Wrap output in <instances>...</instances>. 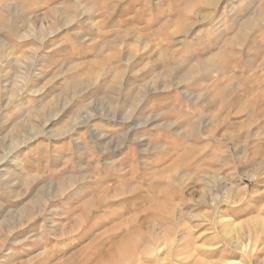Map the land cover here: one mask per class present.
I'll return each mask as SVG.
<instances>
[{"label": "rangeland", "instance_id": "1", "mask_svg": "<svg viewBox=\"0 0 264 264\" xmlns=\"http://www.w3.org/2000/svg\"><path fill=\"white\" fill-rule=\"evenodd\" d=\"M206 3L0 0V264H264V0Z\"/></svg>", "mask_w": 264, "mask_h": 264}, {"label": "bare ground", "instance_id": "2", "mask_svg": "<svg viewBox=\"0 0 264 264\" xmlns=\"http://www.w3.org/2000/svg\"><path fill=\"white\" fill-rule=\"evenodd\" d=\"M206 1V0H205ZM210 1V3H208V4H210V5H214L215 3H217V0H209ZM203 2V1H202ZM208 2V1H207ZM223 2V1H222ZM203 4V3H202ZM205 4V3H204ZM207 4V3H206ZM207 4V5H208ZM221 4V3H220ZM227 4V3H226ZM212 7V6H211ZM207 8V7H206ZM213 8V7H212ZM86 12V11H85ZM84 12V13H85ZM264 12V11H263ZM262 12V13H263ZM83 13V12H82ZM196 13V12H195ZM194 13V14H195ZM87 14V13H86ZM205 15V14H204ZM75 16V15H74ZM257 16V15H256ZM66 17V16H65ZM76 17V16H75ZM199 18H201V17H199ZM258 18H259V16H258ZM203 20V19H202ZM206 19H204V21H205ZM203 21V22H204ZM249 21V20H248ZM69 22V21H68ZM202 22V23H203ZM263 22H264V20H263ZM194 23H195V21H194ZM199 23V22H198ZM188 24H190V23H188ZM191 24H192V22H191ZM262 24H264V23H262ZM193 26V25H192ZM256 26V25H255ZM258 26V25H257ZM256 26V27H257ZM177 28V27H176ZM249 28V27H248ZM252 28V27H251ZM254 28V27H253ZM259 28V27H258ZM180 29V28H179ZM250 29V28H249ZM256 30V29H255ZM40 31V30H39ZM59 31V30H58ZM190 31V30H189ZM243 31H245V30H243ZM42 32V31H41ZM179 32V31H178ZM51 33V32H50ZM172 33V32H171ZM182 33H183V31H182ZM248 33V32H247ZM254 33V32H253ZM176 34V33H175ZM180 35V34H179ZM244 35V34H243ZM126 36V35H125ZM131 36V35H130ZM166 36V35H165ZM173 36H174V34H173ZM253 36V35H252ZM251 37V36H250ZM49 38V37H48ZM125 38V37H124ZM136 38V37H135ZM249 38V37H248ZM122 39H123V36H122ZM133 39H134V37H133ZM230 39V38H229ZM245 39V38H244ZM228 40V39H227ZM231 40V39H230ZM138 41H139V38H138ZM140 41H141V38H140ZM178 41H180V40H178ZM237 41V40H236ZM236 41H234V42H236ZM84 42V41H83ZM178 43V45H179V42H177ZM185 43V42H184ZM237 43V42H236ZM39 44V43H38ZM82 44V43H81ZM145 44V43H144ZM231 44H232V41H231ZM230 44V45H231ZM146 45V44H145ZM177 45V44H176ZM240 46H241V43H240ZM40 49V48H39ZM43 49V48H42ZM142 49H144V48H142ZM110 50V49H109ZM135 50V49H134ZM133 51V50H132ZM38 52V51H37ZM128 52H129V50H128ZM138 53V52H137ZM4 54H5V52H4ZM48 54V53H47ZM106 54V53H105ZM118 54V53H117ZM129 55V54H128ZM231 55V54H230ZM36 56V55H35ZM232 56H234V55H232ZM102 57V56H101ZM117 57V56H116ZM119 58V57H118ZM110 59V58H109ZM121 59V58H120ZM157 59V58H156ZM2 60V59H1ZM32 60V59H31ZM131 60V59H130ZM18 61V60H17ZM108 61V60H107ZM128 61V60H127ZM218 61V60H217ZM1 62V61H0ZM156 62V61H155ZM198 62V61H197ZM159 63V62H158ZM27 65V64H26ZM105 65V64H104ZM104 65H103V67H104ZM205 65V64H204ZM201 66H203V65H201ZM207 66V65H206ZM215 66V65H214ZM231 66V65H230ZM151 67V66H150ZM200 67V66H199ZM216 67V66H215ZM228 67V66H227ZM203 68V67H202ZM209 68V67H208ZM101 69V68H100ZM39 70V69H38ZM208 70V69H207ZM98 71H99V69H98ZM102 71V70H101ZM104 71V70H103ZM203 71H204V69H203ZM208 71H210V70H208ZM106 72V71H105ZM145 72V71H144ZM217 72H218V69H217ZM258 72V71H257ZM125 73V72H124ZM142 73V72H141ZM193 73V72H192ZM259 73V72H258ZM64 74V73H63ZM98 74H100V72L98 73ZM104 74V73H103ZM197 74V73H196ZM202 74H203V72H202ZM62 75V74H61ZM97 75V74H96ZM127 75V74H126ZM194 75V74H193ZM193 75H192V77H193ZM233 75V74H232ZM26 76V75H25ZM123 76V75H122ZM57 77V76H56ZM90 77V76H89ZM98 77V76H97ZM76 78V77H75ZM157 78H159V77H157ZM226 78V77H225ZM224 78V79H225ZM84 79H86V78H84ZM161 79V78H160ZM170 79V78H169ZM194 79V78H193ZM219 79V78H218ZM182 80V79H181ZM221 80V79H220ZM99 81V80H98ZM123 81V80H122ZM90 82V81H89ZM147 82V81H146ZM149 82V81H148ZM77 83V82H76ZM99 84V83H98ZM121 84V83H120ZM157 84V83H156ZM166 84V83H165ZM173 84V83H172ZM176 84H178V83H176ZM179 84H182V83H179ZM112 85V84H111ZM143 85V84H142ZM151 85V84H150ZM149 85V86H150ZM153 85V84H152ZM151 85V86H152ZM258 85V84H257ZM148 86V85H147ZM155 86V85H154ZM241 86H243V85H241ZM88 87H90V86H88ZM108 87V86H107ZM116 87V86H115ZM166 87V86H165ZM177 87V86H176ZM216 87V86H215ZM237 87V86H236ZM239 87V86H238ZM252 87V86H251ZM79 88V87H78ZM87 88V87H86ZM93 88V87H92ZM91 88V89H92ZM151 88V87H150ZM163 88V87H162ZM228 88V87H227ZM255 88V87H254ZM88 89V88H87ZM169 89V88H168ZM225 89V88H224ZM241 89H242V87H241ZM246 89H247V87H246ZM142 90V89H141ZM160 90V89H159ZM158 90V91H159ZM47 91V90H46ZM113 91V90H112ZM150 91V90H149ZM165 91V90H164ZM176 91H177V89H176ZM226 91V90H225ZM249 91V90H248ZM253 91V90H252ZM134 92V91H133ZM145 92V91H144ZM162 92V91H161ZM222 92H223V90H222ZM221 92V93H222ZM77 93V92H76ZM75 93V94H76ZM151 93V92H150ZM154 93V92H153ZM176 93V92H175ZM182 93V92H181ZM249 93H251V92H249ZM137 94V93H136ZM155 94V93H154ZM223 94V93H222ZM226 94V93H225ZM79 95V94H78ZM139 95V94H138ZM186 96V95H185ZM137 97V96H136ZM139 97V96H138ZM135 98V97H134ZM142 98V97H141ZM186 98V97H185ZM191 98V97H190ZM196 98V97H195ZM82 99V98H81ZM65 100V99H64ZM136 100V99H135ZM143 100V99H142ZM67 101V100H66ZM77 101V100H76ZM223 101V100H222ZM69 102V101H68ZM114 102V101H113ZM133 102V101H132ZM135 102V101H134ZM194 102V101H193ZM72 103H74V101L72 102ZM10 104V103H9ZM89 104V103H88ZM106 104V103H105ZM190 104H191V102H190ZM207 104V103H206ZM7 105V104H6ZM95 105V104H94ZM82 106H83V104H82ZM81 106V107H82ZM239 106V105H238ZM75 107V106H74ZM90 108V107H89ZM71 109V108H70ZM82 109V108H81ZM80 109V110H81ZM87 109V108H86ZM83 110V109H82ZM37 111V110H36ZM40 111H42V110H40ZM76 111V110H75ZM90 111V110H89ZM59 112V111H58ZM78 112V111H77ZM107 112H108V110H107ZM115 112V111H114ZM36 113V112H35ZM39 113V112H38ZM109 113V112H108ZM33 114V113H32ZM59 114V113H58ZM63 114V113H62ZM67 114V113H66ZM80 114V113H79ZM97 114V113H96ZM35 115V114H34ZM82 115V114H81ZM103 115H105V114H103ZM107 115V114H106ZM105 115V116H106ZM65 116V115H64ZM127 116V115H126ZM34 117V116H33ZM91 117V116H90ZM114 117V116H113ZM50 118V117H49ZM70 118V117H69ZM125 118V117H124ZM130 118V117H129ZM154 118V117H153ZM27 119V118H26ZM80 118L79 117H75L74 119L72 118V124L75 126V125H77L78 124V120H79ZM92 119V118H91ZM123 119V118H122ZM127 119V118H126ZM31 120V119H30ZM70 120V119H69ZM89 120V119H88ZM93 120V119H92ZM111 120V119H110ZM130 120V119H129ZM25 121V120H24ZM32 121V120H31ZM116 121V120H115ZM123 121V120H122ZM210 121V120H209ZM87 122V121H86ZM85 122V123H86ZM118 122H120V121H118ZM148 122V121H147ZM18 123V122H17ZM32 123V122H31ZM62 123V122H61ZM61 123H60V125H61ZM107 123V122H106ZM24 124V123H23ZM1 125V124H0ZM20 125V124H19ZM43 125V124H42ZM16 126V125H15ZM31 126V125H30ZM79 126V125H78ZM87 126V125H86ZM154 126V125H153ZM73 127V126H72ZM83 127V126H82ZM123 127V126H122ZM135 127V126H134ZM144 127V126H143ZM77 128H79V127H77ZM154 128V127H153ZM155 128H156V126H155ZM167 128H169V127H167ZM4 129V128H3ZM86 129V128H85ZM171 129V128H170ZM18 130V129H17ZM71 130H73L72 128H71ZM131 130V129H130ZM1 131V130H0ZM13 131V130H12ZM37 131V130H36ZM51 131H53V130H51ZM69 128H68V130H66V131H61V132H55V134H67V133H69ZM42 132H44L43 131V129H42ZM198 132V131H197ZM51 133V132H50ZM74 133V132H73ZM96 133V132H95ZM9 134V133H8ZM82 134V133H81ZM80 134V135H81ZM34 135V134H33ZM22 136V135H21ZM92 136V135H91ZM98 136V135H97ZM102 136V135H101ZM123 136V135H122ZM2 137V136H1ZM45 137V136H44ZM51 137V136H50ZM66 137H67V135H66ZM93 137V136H92ZM8 138H10V137H8ZM52 138V137H51ZM112 138V137H111ZM110 138V139H111ZM17 139H19V138H17ZM82 139V138H81ZM125 139V138H124ZM52 140V139H51ZM55 140V139H54ZM119 140V139H118ZM137 140V139H136ZM136 140H135V142H136ZM2 141V140H1ZM50 141V140H49ZM111 141V140H110ZM138 141V140H137ZM12 142V141H11ZM72 142V141H71ZM116 142V141H115ZM133 142H134V140H133ZM13 143V142H12ZM21 143V142H20ZM27 143V142H26ZM107 143V142H106ZM109 143V142H108ZM125 143V142H124ZM129 143V142H128ZM19 144V143H18ZM79 144V142H76V145H78ZM95 144V143H94ZM22 145H23V143H22ZM116 145V144H115ZM14 146H15V144H14ZM19 146V145H18ZM102 146V145H101ZM105 146V145H104ZM118 146V145H117ZM149 146V145H148ZM119 147V146H118ZM12 148V147H11ZM114 148V147H113ZM121 148V147H120ZM109 149V148H108ZM112 149V148H111ZM11 150V149H10ZM105 150V149H104ZM73 151V150H72ZM107 152V151H106ZM109 152H110V150H109ZM11 153V152H10ZM9 153V154H10ZM12 153H13V151H12ZM15 153V152H14ZM143 153V152H142ZM81 154V153H80ZM102 154V153H101ZM9 156V155H8ZM100 157V156H99ZM2 158V157H1ZM4 158V157H3ZM15 158V157H14ZM17 158V157H16ZM7 158H5V160H6ZM123 159V158H122ZM121 159V160H122ZM1 160V159H0ZM23 161V160H22ZM135 161V160H134ZM139 161V160H138ZM123 163V162H122ZM115 164V163H114ZM138 167V166H137ZM167 168H169V167H167ZM163 169V168H162ZM106 170V169H105ZM163 170H165V169H163ZM103 171V170H102ZM110 171V170H109ZM133 171H135V173H136V170L134 169ZM138 171V170H137ZM106 173V172H105ZM114 173V172H113ZM2 174V173H1ZM106 176V175H105ZM116 176V175H115ZM117 177V176H116ZM91 178V177H90ZM128 179V178H127ZM132 179V178H131ZM5 180V179H4ZM3 180V181H4ZM71 180H73V179H71ZM89 180V179H88ZM122 180V179H121ZM126 180V179H125ZM127 181V180H126ZM125 181V182H126ZM121 182V181H120ZM154 182V181H153ZM180 182V181H179ZM94 183H96V182H94ZM98 183V182H97ZM33 184V183H32ZM65 184V183H64ZM118 184H120V183H118ZM182 184V183H181ZM12 185V184H11ZM180 185V184H179ZM8 186V185H7ZM6 187V186H5ZM53 188V187H52ZM138 188V187H137ZM62 189V188H61ZM55 190V189H54ZM138 190V189H137ZM151 190H152V188H151ZM248 190V189H247ZM63 191V190H62ZM263 191V190H262ZM209 192V191H208ZM213 192V191H212ZM218 192V191H217ZM216 192V193H217ZM19 193V192H18ZM58 194V193H57ZM220 194V193H219ZM255 194V193H254ZM18 195V194H17ZM205 195V194H204ZM16 196V195H15ZM19 196V195H18ZM18 196H16V197H18ZM132 196V195H131ZM15 197V198H16ZM98 197V196H97ZM204 197V196H203ZM209 198V197H208ZM211 201V200H210ZM237 201V200H236ZM170 202V201H169ZM174 202V201H173ZM231 202V201H230ZM41 203V202H40ZM48 203V202H47ZM155 204V203H154ZM175 204H177L176 202H175ZM226 204V203H225ZM229 204H227V206H228ZM89 206H90V204H89ZM172 206H174L173 204H172ZM177 206V205H176ZM170 208V207H169ZM175 209V208H174ZM218 209V208H217ZM160 210V209H159ZM177 210V209H176ZM164 211H166V210H164ZM164 211H162V212H164ZM158 212V211H157ZM173 212V211H172ZM178 214H179V211H178ZM176 215V214H175ZM218 215V214H217ZM138 216H139V214H138ZM174 217V216H173ZM172 217V218H173ZM215 218V217H214ZM173 220V219H172ZM178 220V219H177ZM175 221V220H174ZM219 221V220H218ZM257 221H259L258 219H257ZM177 222V221H176ZM184 222V221H183ZM223 222V221H222ZM181 223V222H180ZM253 223V222H252ZM260 223H261V221H260ZM258 224V223H257ZM179 225V224H178ZM234 225V224H233ZM181 226V225H180ZM251 228V227H250ZM226 230V229H225ZM228 230V229H227ZM229 230H231V229H229ZM223 231V230H222ZM232 231V230H231ZM228 232V231H227ZM225 233V232H224ZM223 234V233H222ZM257 234V233H256ZM259 234V233H258ZM263 234V233H262ZM263 236V235H262ZM255 237V236H254ZM253 237V238H254ZM243 238V237H242ZM256 238V237H255ZM258 238V237H257ZM124 239V238H123ZM122 239V240H123ZM231 239V238H230ZM249 239V238H248ZM178 240V239H177ZM176 240V241H177ZM261 240V239H260ZM225 241V240H224ZM227 241V240H226ZM179 242V241H178ZM232 242H233V240H232ZM242 242V241H241ZM247 242H248V240H247ZM254 243V242H253ZM157 244H158V242H157ZM227 244H229V243H227ZM254 245V244H253ZM257 245V244H256ZM263 245V244H262ZM228 246V245H227ZM259 246V245H258ZM155 247V246H154ZM229 247H231V246H229ZM235 248H237V249H239V250H241L243 253H244V255L248 252V251H250L251 250V246L248 244H246V245H243V243H238L237 244V246L235 247ZM257 249V248H256ZM118 250V249H117ZM116 250V251H117ZM138 250V249H137ZM163 251V248H161V247H158L157 249H156V252L159 254V253H161ZM241 252V253H242ZM116 252L114 251V254H115ZM256 253V252H255ZM135 254H136V252H135ZM108 255H111V254H108ZM137 255V254H136ZM135 255V256H136ZM139 255V254H138ZM115 256H116V254H115ZM108 257V256H107ZM118 257V256H117ZM161 257V256H160ZM163 257V256H162ZM251 257V256H250ZM124 258H125V256H124ZM134 258H137V257H134ZM139 259V258H138ZM162 259V258H161ZM160 259V260H161ZM117 262V261H116ZM126 262V261H125ZM127 263V262H126ZM223 263V262H222ZM128 264V263H127ZM135 264V263H134ZM229 264H244L243 262H237V261H232V262H230Z\"/></svg>", "mask_w": 264, "mask_h": 264}]
</instances>
